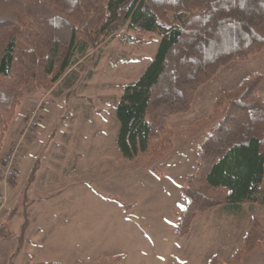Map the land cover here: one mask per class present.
Wrapping results in <instances>:
<instances>
[{
    "label": "trees",
    "instance_id": "trees-1",
    "mask_svg": "<svg viewBox=\"0 0 264 264\" xmlns=\"http://www.w3.org/2000/svg\"><path fill=\"white\" fill-rule=\"evenodd\" d=\"M123 28L143 43L146 33L162 37L155 58L116 107L123 156L137 164L159 162L161 170L174 148L169 119L188 113L199 89L224 66L264 51V0H0V152L23 99L51 91L80 56ZM263 82L264 73L254 72L216 97L198 140L197 164L182 185L187 205L177 212L179 238L190 234L199 214L216 207L264 205ZM39 167L37 161L10 216L22 208L19 232L9 223L0 226V240H17L9 264L26 244L28 188ZM244 242L233 264L264 246V216L252 218ZM208 264L221 260L214 255Z\"/></svg>",
    "mask_w": 264,
    "mask_h": 264
},
{
    "label": "rangeland",
    "instance_id": "rangeland-1",
    "mask_svg": "<svg viewBox=\"0 0 264 264\" xmlns=\"http://www.w3.org/2000/svg\"><path fill=\"white\" fill-rule=\"evenodd\" d=\"M136 35L126 28L116 32L80 56L75 70L51 91L26 96L17 107L12 123L23 127L9 149L0 152V168L35 106L40 109V125L28 136H38L41 154L23 162L18 187L15 177L0 191V226L9 223L14 233L19 232L22 208L10 216L38 159L42 169L29 196L40 202L33 205L35 222L28 238L35 239L48 218L51 222L36 244L27 243L15 264H208L214 255L233 264L234 253L245 246L252 218L264 216L262 204L247 203L238 210L219 206L199 214L188 236L179 238L176 233L177 212L187 205L182 185L197 164L198 140L214 101L251 73H264V51L224 66L199 89L188 113L169 119L174 148L160 170L159 162H132L118 144L117 104L127 85L136 82L155 58L162 39L146 33L143 43L134 40ZM258 93L264 98V82ZM31 99L38 101L23 120ZM46 208L55 214L50 217ZM16 245L15 238L1 242L3 256L14 253ZM242 264H264V246Z\"/></svg>",
    "mask_w": 264,
    "mask_h": 264
},
{
    "label": "crops",
    "instance_id": "crops-1",
    "mask_svg": "<svg viewBox=\"0 0 264 264\" xmlns=\"http://www.w3.org/2000/svg\"><path fill=\"white\" fill-rule=\"evenodd\" d=\"M31 97V96H30ZM38 100L37 99H31V101H30V103H29V106H27V110H26V112L24 113V116H23V120H24V118H25V116L27 115V113L29 112V110L31 109V107L33 106V104H35L36 102H37ZM22 127H23V123H22V125L21 126H18V125H15V124H13V123H11V125H10V128H9V130H8V132L6 133V138H5V141H4V145H3V148H2V151H1V154L2 153H4V150H5V148H7L6 150H8L9 149V146H11V144L20 136V132H21V130H22ZM31 133V132H30ZM32 136L33 135H29L28 136V140L23 144V148H22V151H21V156L19 157V160H18V173H17V176H16V179H15V181H16V186L15 187H18V182H17V179H18V176H19V174L21 173V169H22V164H24V165H26V162L25 163H23L24 161H27L28 159H31L30 157H32V156H38V153L41 151V145H39V142H38V136L36 137H34V138H32ZM10 137V138H9ZM0 154V155H1ZM40 154H41V152H40ZM30 161V160H29ZM37 161H39L40 162V160L38 159ZM36 161V162H37ZM35 166V165H34ZM41 169H42V163L40 164V167H39V169H38V171H37V178H36V180H35V182L36 181H38V179H39V174H40V172H41ZM28 181V180H27ZM34 182V183H35ZM34 183L33 184H31L30 186H29V188H28V197H29V199H30V201H32V204H31V207H30V212H31V214H32V220H31V225H30V228H29V230H28V232H27V235H26V244H25V247H26V245H27V243L29 244V246H31V245H33V244H36V241L39 239V238H41V236H42V234H43V229H45L47 226H48V224H49V222H51V218H48V220L44 223L45 224V227L44 226H42V229H41V232L39 233V234H37V236L35 237V239H32V238H28V234H29V231H30V229H31V227L34 225V222H35V217H34V211H35V208L33 207V205L36 203V202H40V199L39 198H35V197H30L29 196V194H31V193H29V191L33 188V185H34ZM26 186H27V182H26ZM25 189V188H24ZM23 189V190H24ZM23 190H22V192H23ZM7 191H8V189H7ZM21 195H22V193H21ZM21 195H20V197H21ZM47 209H49V214H50V217H51V214H55V212L53 211L54 209L53 208H46L45 209V211L47 210ZM23 214V213H22ZM24 217V216H23ZM23 222H24V219H23ZM23 224V223H22ZM22 226V225H21ZM21 228V227H20ZM20 230V229H19ZM7 241V240H6ZM1 242H5V240H0V243ZM25 247H24V249H23V251L25 250ZM22 251V252H23ZM21 252V253H22ZM13 253V252H12ZM12 253L11 254H8V255H4L3 256V254H2V247H0V262L2 263L3 262V264H6V262H7V264L9 263V261H10V258H11V255H12ZM20 253V254H21ZM19 254V255H20ZM10 255V256H9ZM18 255V256H19ZM9 256V257H8ZM17 256V257H18ZM2 260V261H1ZM221 261H222V263L223 264H228L227 262L228 261H225V260H223V259H220ZM39 263H41V262H39ZM44 264L46 263V262H43Z\"/></svg>",
    "mask_w": 264,
    "mask_h": 264
},
{
    "label": "built area",
    "instance_id": "built-area-1",
    "mask_svg": "<svg viewBox=\"0 0 264 264\" xmlns=\"http://www.w3.org/2000/svg\"><path fill=\"white\" fill-rule=\"evenodd\" d=\"M39 107L35 106L30 111V117L26 122V127L24 129V132H22L21 138L16 142L10 150L5 154V156L2 159L1 163V172L3 174V180L0 184V191L2 193V190L7 187V185L10 183V181L16 177L18 173V158H19V150L23 143L24 138L28 137V134L37 128L40 125V111ZM0 193V203L2 204L3 197Z\"/></svg>",
    "mask_w": 264,
    "mask_h": 264
},
{
    "label": "bare ground",
    "instance_id": "bare-ground-1",
    "mask_svg": "<svg viewBox=\"0 0 264 264\" xmlns=\"http://www.w3.org/2000/svg\"><path fill=\"white\" fill-rule=\"evenodd\" d=\"M22 146V145H21ZM21 148V147H20ZM20 151V150H19Z\"/></svg>",
    "mask_w": 264,
    "mask_h": 264
}]
</instances>
